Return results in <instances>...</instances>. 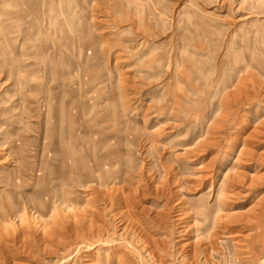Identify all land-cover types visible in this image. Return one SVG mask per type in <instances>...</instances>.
I'll use <instances>...</instances> for the list:
<instances>
[{
	"label": "rangeland",
	"instance_id": "obj_1",
	"mask_svg": "<svg viewBox=\"0 0 264 264\" xmlns=\"http://www.w3.org/2000/svg\"><path fill=\"white\" fill-rule=\"evenodd\" d=\"M263 203L264 0H0V264H261Z\"/></svg>",
	"mask_w": 264,
	"mask_h": 264
},
{
	"label": "bare ground",
	"instance_id": "obj_2",
	"mask_svg": "<svg viewBox=\"0 0 264 264\" xmlns=\"http://www.w3.org/2000/svg\"><path fill=\"white\" fill-rule=\"evenodd\" d=\"M239 86V85H238ZM229 88H230V86H229ZM237 88V87H236ZM239 88V87H238ZM231 89V88H230ZM238 90V89H237ZM228 96H232V97H235V92H233L231 95L230 94H227ZM226 96V95H225ZM224 97V96H223ZM224 99V98H223ZM223 102V101H222ZM255 105H252L250 108L251 109H254L253 107H254ZM250 109V110H251ZM226 113H219V114H217V116L214 118V122L213 123H215V124H218V122H220L221 120H223L225 117H226ZM200 144V143H199ZM189 150V148H187L185 151H188ZM188 153V152H187ZM241 154V153H240ZM240 154H239V156H240ZM230 171H232V169H230ZM233 172V171H232ZM228 173H226L225 175H224V177H226V175H227ZM229 175V174H228ZM232 179V176H231V178L229 177V180L228 181H230ZM233 179H235V181H240V177L236 174L235 175V178H233ZM247 182V181H246ZM224 191V189H220L219 190V193H218V198H217V205H218V207L215 205V206H213V207H208V209H207V212H205V218L207 219V220H205V221H208L209 220V223H211V221H212V228H213V231H215V230H217V228H220L221 227V225L224 223V222H228V221H235V224L236 223H240V222H250V220L248 219L249 217H247V214L246 215H244L245 213H243V212H241L240 213V211H236L235 210V212L234 211H231L232 213H229V214H225L224 213V211H225V208H226V205L227 204H225V200H224V198L225 197H227V195H226V193H224L223 192ZM262 205H264V203L262 204ZM13 205L12 204H10V207H12ZM255 207H257V205H254ZM254 206H252V207H254ZM14 207V206H13ZM251 207V208H252ZM251 208H249V209H251ZM235 209H238V208H236L235 207ZM25 210V209H24ZM224 210V211H223ZM262 212H263V214L262 215H264V209L262 210ZM24 214H21L20 216H17V217H19L20 219H21V221L22 222H24L25 220H27V216H26V211H24L23 212ZM213 213H214V215H213ZM18 214V213H17ZM18 219V218H17ZM259 219H261L260 217H259ZM16 220V219H15ZM19 220V219H18ZM20 221V220H19ZM28 221V220H27ZM3 222V221H2ZM259 234H258V236H257V238L260 236V239H261V235L263 236L264 235V232L263 233H261L260 231L258 232ZM241 236V235H240ZM238 238V237H237ZM261 264H264V255H263V257H262V259H261Z\"/></svg>",
	"mask_w": 264,
	"mask_h": 264
}]
</instances>
